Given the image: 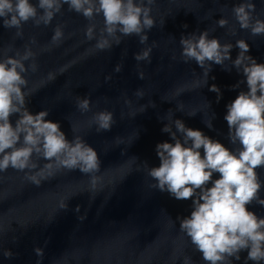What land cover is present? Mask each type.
<instances>
[{"label":"water","instance_id":"1","mask_svg":"<svg viewBox=\"0 0 264 264\" xmlns=\"http://www.w3.org/2000/svg\"><path fill=\"white\" fill-rule=\"evenodd\" d=\"M240 2L155 0L151 15L156 25L147 31V44H140L137 36L123 37L119 45L105 51L94 50L96 41L85 36L89 21L69 11L67 5L48 26L25 23L22 38H16V30L4 28L0 21V50L11 45L6 54L14 56L28 45L36 53L37 70L24 74L28 80L25 91L33 90L26 98L28 110L32 114L47 110L46 120L58 122L68 140L80 135L101 159L100 171L94 174L95 188L91 178L78 169L61 170L40 186L27 181L24 172L11 168L0 172V264H184L185 257L191 258V264H207L180 230V220L190 216L195 197L177 200L167 191L152 187L155 181L147 168L160 164L158 143H174L161 129L175 119L232 151L239 147L230 143L224 117L226 106L240 91L248 90L246 82L238 88L233 85L246 78L231 61L224 65L231 71L213 63L204 85L203 69L195 61H183L179 40L182 35H199L207 29L210 38L234 45L230 54L235 60L239 53L236 40L244 39L250 46L247 54L264 63V36L254 37L249 30L240 29L232 15L233 6ZM253 2L254 15L264 20V0ZM220 18L228 19L229 25L219 27L216 22ZM94 22L98 35L102 15ZM58 24L64 26L65 38L46 51ZM232 27L235 36L229 33ZM153 42L151 62H137L134 55ZM4 55L0 51V59ZM30 63L25 62L26 66ZM117 65L122 66L119 72L115 71ZM61 68H65L62 73ZM140 71L144 72L143 79L139 78ZM50 72L55 74L51 81ZM213 84L222 94L218 102L217 93L209 91ZM137 90H143L144 96H136ZM77 97L90 98L91 111L81 114ZM103 110L113 113L115 123L110 131L98 133L95 125L87 127V121ZM191 113L196 115L189 116ZM17 118L18 114L10 118L13 125ZM208 121L211 129L206 126ZM73 125L79 127L76 133ZM177 136L182 140L179 133ZM117 138L122 142L118 144ZM200 151L203 155V149ZM39 163L42 166L46 161ZM256 171L262 183L260 198L264 199V167ZM218 178L214 173L212 180ZM211 186L209 182L207 187ZM64 199L67 209L59 207ZM247 208L264 218V206L253 201ZM36 248L43 249L42 257L36 255ZM6 251L12 255L6 257ZM239 255L240 259L232 258L231 264H257L246 259L247 250Z\"/></svg>","mask_w":264,"mask_h":264},{"label":"clouds","instance_id":"2","mask_svg":"<svg viewBox=\"0 0 264 264\" xmlns=\"http://www.w3.org/2000/svg\"><path fill=\"white\" fill-rule=\"evenodd\" d=\"M154 3L155 0H37L34 4L30 0H0V21L4 28L16 30V38H22L25 23L32 21L37 27L41 24L48 26L67 5L69 11L81 14L89 21L85 36L89 41H96L94 50L105 51L114 44L119 45L123 37L137 36L140 44H147V31L156 25L151 15ZM254 13L256 4L253 0H241L232 8L240 29L249 30L254 37L264 36V20ZM101 15L103 26L97 35L94 21ZM216 23L221 28L229 25L226 18H220ZM229 33L235 36V27L229 28ZM64 38V26L58 24L53 30L51 44L44 50L50 51L51 46H58ZM31 43H36L35 39ZM179 43L183 61H195L203 69L204 85L208 83L213 63L224 67L226 61H231L237 72H242L246 78V81L233 85V88H238L240 83L246 82L248 90L240 91L226 106L224 117L228 139L239 147L232 151L201 130L186 127L182 120H171L161 131L169 133L174 143H158L156 153L160 164L147 168L148 175L155 181L152 187L167 191L177 200L195 197L190 216L180 220V230L202 253L207 264H231V259L239 260V254L244 250H247V260L259 264L264 261V218L249 211L247 205L255 201L264 206V199L260 198L262 183L256 171L264 167V63H257L247 54L250 46L244 39L236 40L235 47L239 53L232 60L230 53L234 45L222 44L219 38H210L207 29L199 35L195 32L182 35ZM153 47L155 42L136 53L134 59L150 63ZM0 51L5 53L0 59V172H7L10 168L24 172L27 181L40 186L61 170L78 169L91 178L95 188L97 178L94 174L101 168L96 149L80 135L68 140L58 122L46 120L47 110L32 114L26 107V98L33 94V90L25 91L28 80L24 74L37 70L36 53L28 45L23 52L17 50L14 56L6 54L11 51V45ZM29 60L32 63L26 66L25 62ZM121 67L117 65L115 71H121ZM139 78H144L143 71L139 72ZM54 79L55 74L50 72L48 80ZM199 84L197 81L196 86ZM209 91L217 93L218 102L222 95L220 88L213 84ZM135 95L143 97L144 92L137 90ZM125 103L131 105L130 100ZM76 107L81 114L88 113L91 111L90 98L77 97ZM178 109H182V105ZM140 111H145L144 106ZM17 114L13 125L10 118ZM114 123L113 113L103 110L92 115L87 127L95 125L99 133L110 131ZM205 123L212 128L211 121ZM173 126L176 131H173ZM78 130L79 127L72 126L73 133ZM121 142L117 138V143ZM41 159L46 161L42 166L39 163ZM214 173H218L219 178L212 180ZM209 182L211 187H207ZM65 199L59 204L61 209L68 207ZM79 210L77 206L76 211ZM34 251L37 256H43V249ZM4 255L10 257L12 253L6 251ZM184 264H191V258L185 257Z\"/></svg>","mask_w":264,"mask_h":264}]
</instances>
